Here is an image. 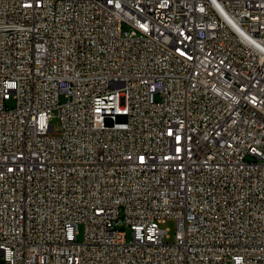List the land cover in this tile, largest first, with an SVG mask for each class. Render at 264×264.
<instances>
[{
	"label": "built area",
	"instance_id": "built-area-1",
	"mask_svg": "<svg viewBox=\"0 0 264 264\" xmlns=\"http://www.w3.org/2000/svg\"><path fill=\"white\" fill-rule=\"evenodd\" d=\"M0 258L264 264V0H0Z\"/></svg>",
	"mask_w": 264,
	"mask_h": 264
},
{
	"label": "rangeland",
	"instance_id": "rangeland-1",
	"mask_svg": "<svg viewBox=\"0 0 264 264\" xmlns=\"http://www.w3.org/2000/svg\"><path fill=\"white\" fill-rule=\"evenodd\" d=\"M50 124L54 127V132L57 133L60 128V122L57 117L56 111H52V118L50 120ZM161 229L167 230L168 239L166 240L169 243L174 242L175 240V233H176V222L173 219H166L164 223L160 224ZM83 235V227L79 226L78 229V240L82 239ZM127 235L129 238V231L127 230ZM129 240V239H128ZM1 259V258H0Z\"/></svg>",
	"mask_w": 264,
	"mask_h": 264
}]
</instances>
